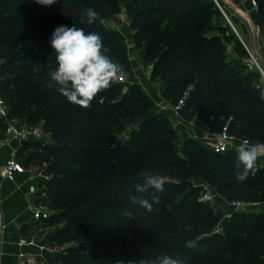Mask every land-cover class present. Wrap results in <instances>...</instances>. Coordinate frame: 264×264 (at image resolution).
Returning <instances> with one entry per match:
<instances>
[{
	"label": "trees",
	"instance_id": "1",
	"mask_svg": "<svg viewBox=\"0 0 264 264\" xmlns=\"http://www.w3.org/2000/svg\"><path fill=\"white\" fill-rule=\"evenodd\" d=\"M198 1L57 0L51 6H42L34 0H0V52L21 48L8 66L11 76L2 80L0 86L7 89L26 77L39 88L24 100L8 106V115L17 118L16 111L20 110L30 117L35 104L49 105L45 125L53 143L27 141L37 149L28 155L27 162L34 164L43 155L50 156L42 174L50 176L47 183L54 191L85 181L89 183L80 195L82 204L88 207H76L74 214L54 229L53 238L60 246L62 240L83 231L94 219L110 234L101 244L84 240L83 249L74 246L58 249L54 264H117L118 261L139 264L140 259L154 260L162 255L179 257L186 264H264V211H233L221 224L222 230H215L217 221L204 208L206 203L195 201L200 188L184 178L186 175L208 178L212 188L228 200H232L231 194L253 199L249 197L264 195V167L250 171L245 181H238L235 168L238 161L232 151L217 153L210 148L202 152L201 145L192 137L184 139L180 147L184 154L180 155L170 134L175 129L170 119L160 114L141 117L139 126L129 131L124 144L115 146L116 135L133 119L128 109L148 103L142 102L148 98L147 92L135 83L117 99L114 97L119 86L112 84L87 109L69 103L56 87L47 86L49 73L57 67L50 45L51 34L60 25H74L85 32L101 30L104 46L111 50L108 54L132 75L126 44L100 22L101 18H113L122 3L133 24H139L137 41L145 39V59L154 61L151 79L160 69L156 81L162 85L163 97L174 98L182 83H192L181 110L184 119L193 120L197 126H212L227 112L231 133L264 143V102L252 85L253 74L236 80L235 71L239 66L224 62L223 53L206 52V46H213V38L219 33L229 34L231 27L225 19L213 24L211 9L198 14L192 12V17L196 16L193 28L182 21L186 12H177L180 6L184 8ZM256 1L260 3L257 22L264 30V0ZM207 4L217 9L213 1L207 0ZM87 8L99 13V19L91 25L80 20ZM216 16H222L221 12L216 11ZM192 33L197 36L193 37ZM29 41L31 48H24ZM154 49H161L155 57L150 53ZM240 51L245 54L243 46ZM245 84L248 87L242 88ZM252 91L256 93L254 96ZM53 118L60 120L48 125L47 121ZM96 119L99 128L95 126ZM4 128V121L0 119V137L4 135ZM97 128L101 135L95 136ZM73 137L72 142L59 141ZM117 151L123 154L115 156ZM157 174L163 177V191L156 193L160 202L153 204V211L149 212L133 204L129 196L137 195L134 186L143 183L145 176ZM231 174L235 175L234 179L226 180ZM176 192L181 196L167 206ZM98 196L101 199L95 202ZM144 198L152 202L151 193ZM125 211L132 216H125ZM56 213L53 210L47 220L61 214ZM188 224L193 225L191 231L185 230ZM189 239L196 241L198 247L187 248L185 242ZM88 246L103 248L106 254H94ZM110 248L116 249L110 252Z\"/></svg>",
	"mask_w": 264,
	"mask_h": 264
},
{
	"label": "rangeland",
	"instance_id": "2",
	"mask_svg": "<svg viewBox=\"0 0 264 264\" xmlns=\"http://www.w3.org/2000/svg\"><path fill=\"white\" fill-rule=\"evenodd\" d=\"M191 2H193L194 0H189ZM196 1V0H195ZM213 1L215 7L217 8L216 10H214L212 7H209V5L207 4V0H199L198 6L194 3L193 5H189L187 7H179L177 9V12H183L182 10H184V12H186V14L183 16L182 21L184 22V24L190 26V28L195 27L196 25V16L192 17V12L193 13H200L201 11H205V10H209L211 9V14H210V18L212 20L213 24H218L220 22H222L224 20L223 18V14L220 8H222L223 10L226 11V7L223 4L222 0H211ZM120 9L119 12L115 14V16L111 19H105V18H101L100 22L101 24L108 30L111 29L110 25H109V21L115 22V28L111 29L113 31H115V33L117 34L118 37H120L124 43L126 44V52H127V64H128V68L129 70L132 72V75H129L124 69V74L125 76L128 78V81L124 82V83H118L115 82L113 83L115 86H119L118 88V93L116 94V96L114 97L115 99L118 98V96L120 95V93L125 92L128 90L129 86L132 83H135L136 87H142L141 85L137 84V82L133 81V76H134V70L138 69V67H136L137 65L139 66V72H147V68L149 66H153L154 61H147L145 59V53H146V45L144 44L145 39L142 38L140 40L137 41V25L139 24H133L132 22V18L126 13L125 7L122 3L119 4ZM194 7L197 8V10H192ZM260 3L257 1V9H256V19H255V23H257V25L259 27H261V24H258L257 22V18H259V12H260ZM191 10V11H190ZM216 11L221 12L222 16L217 17L216 16ZM236 26V24H235ZM236 28L239 31L238 25L236 26ZM263 30V29H262ZM91 32H96L98 33L102 38H103V32L101 30L95 29ZM208 34V33H207ZM233 34V39L231 37V35ZM239 34L244 38L245 36H243V34L239 31ZM193 37H196L197 35L195 33H192ZM138 43V45H137ZM242 43L239 39V37L237 36V34L230 28L229 34L226 33H219L215 38H213V46L211 48H208L207 46L206 48V52L209 54H212L213 52H219V53H223L225 54V58H224V62H228L230 64H236L237 66H239L238 69H236L235 74H236V80L241 78L244 75H249L250 73L253 74L255 80L259 78V73L258 71H250L242 62H241V57L244 55L241 53V48H242ZM24 48H31V42L29 41L26 44V47ZM21 51V48H17V49H13V50H8L6 49V51H1L0 52V59H4V62L0 64V82H2V80H4L5 78H8L9 76H11L7 70H8V66L11 64V62H14L15 60L13 59V56L18 54ZM161 52V49H154L151 50L150 53L155 57L156 55H158ZM245 53V52H244ZM12 58V59H11ZM262 65V62H261ZM262 67H264V65H262ZM160 69L158 68L155 72H154V79H151L153 82H157L158 86L160 88V90H162V85L160 82L156 81V76L159 74ZM222 75V73H221ZM151 78V77H150ZM236 80H231V82H236ZM248 84L243 85L242 88H247ZM192 88V83L189 82H184L182 83L179 88L178 91L176 92V95L174 98H171L170 96H168V99L165 100V103L167 104H173L175 103L180 97H182L184 95V93L186 91H189ZM38 86L36 83H32L28 80V78L24 77L22 78V80L14 86H11L7 89H4L0 86V95L4 98L5 103L7 104V106H10L16 102H20L22 100H24L26 97H29L31 94H33L34 92H36L38 90ZM145 90V89H143ZM146 91V90H145ZM144 93V92H143ZM142 93V96H144ZM253 96L256 94L254 91H252ZM147 97L148 98H143L142 102L147 101L148 103H145L142 105V107H131L129 108V112L132 114V118L134 119L135 116L139 115L142 118L150 115V114H160L161 116H164L165 114L159 113L157 111V106L154 103L153 99L151 98V95L149 93H147ZM149 100V101H148ZM102 101V99L100 100ZM264 107V105H262ZM142 108H144L143 112H139ZM49 109V105L45 104V105H38L35 104L34 106L31 107V113H30V117H27L26 113H22L20 110L16 111V115H17V120L20 121V123L22 124H27V125H31V126H40L43 130V134H44V139H41V142L44 143H53L51 141L50 138V133L48 130V126L45 125L46 122V114L48 112ZM166 117V115L164 116ZM132 119V121H133ZM60 120V118H53L50 119L48 122V125H53L55 123H57ZM229 120L228 118V113H224L212 126H198V128H203V129H209L210 131H219L223 125H225L227 123V121ZM131 121V122H132ZM95 122V126L99 128L100 123L99 121L96 119ZM127 123L122 132L118 133L116 135L115 138V146H117V144L119 146H122L124 144V141L127 138V135L129 134V125L130 123ZM96 129L94 132L95 136L101 135V131L99 129ZM175 130L170 133L173 137V141L175 142L176 148L178 150V153L180 155H183V151L180 149V147L183 144V141L185 138H187L186 132H182L180 130H177L176 128H174ZM195 140H197L199 142V144L202 147V152H208L207 149H210V146L205 143L203 141V139H201L200 137H196L194 138ZM74 140V137L71 139L68 138H64V139H59L60 142H72ZM25 149H22L19 153H18V157L22 158V156H24L26 154ZM27 150V149H26ZM37 149H33V152L36 151ZM30 154V153H27ZM123 154V152L121 151H117L115 152V156H121ZM48 160H50V156H48L47 154L43 155L40 159H38L34 165L37 166V173L39 175L40 178H42V181L40 182V198L38 200V205L39 208L42 210H48V211H53L55 210V212H57L56 214L61 213L58 216H55V218L49 219L48 221V226L50 227V229L54 230L58 224L60 222H63L65 219H67L68 217H70L71 215L74 214V212L77 210L76 207H79L80 209H85L88 206L82 204L81 200H80V195L81 193L84 191V189L89 185L88 181H85L81 184H77L71 188H66L63 189L62 191H54L53 187H51V185H49L47 183V180L50 178V176H45L42 175L43 169L46 167ZM25 165L27 167H30V164L27 162H24ZM235 175L231 174L229 175L226 180H232L234 179ZM184 178H187L191 181V184L195 187H199V193L195 198V201L198 202L199 200V196L201 191L203 190V186L212 188L211 186V182L208 178H198V177H194L192 175H186ZM198 184V185H197ZM200 184V185H199ZM213 189V188H212ZM214 190V189H213ZM231 190V187L228 189V191ZM172 202H167V206H170L172 204H174L173 202H176L177 199H179V197L181 196L178 192L173 193L172 195ZM224 199H228V197H223ZM229 198L231 199H240V200H257L263 203L264 205V195L259 196V197H249V198H253V199H248L246 197H239L237 195H229ZM246 198V199H245ZM101 197L98 196L96 197L94 200L95 202L100 200ZM204 208L207 210H210L212 212L213 215V219H215L217 221L216 226L214 227L215 230H222L221 228V224L226 220V218L224 217V212L226 209V202L222 199L220 202L217 203H206L203 204ZM69 210V211H65V210ZM264 211V206L261 209ZM108 238H110V234H108L106 232V230L97 222L96 219H94L88 226H86V228L79 232V233H74L72 235H70L67 240H62L61 244L59 246V244L57 243V250L58 249H62V248H66V247H80L83 249V245L81 244L82 241H86L87 243H99L101 244L102 242H104L105 240H108ZM88 250H90L91 252H93L94 254L97 255H105L106 252L103 248L100 249H93L91 248V246L87 247ZM116 248H110V252L114 251ZM244 255V254H243Z\"/></svg>",
	"mask_w": 264,
	"mask_h": 264
},
{
	"label": "clouds",
	"instance_id": "3",
	"mask_svg": "<svg viewBox=\"0 0 264 264\" xmlns=\"http://www.w3.org/2000/svg\"><path fill=\"white\" fill-rule=\"evenodd\" d=\"M42 6H51L57 0H34ZM99 19V13L93 8L84 9L81 23L91 25ZM50 45L54 49L57 67L49 73L48 87H56L71 104L81 108H89L93 100L102 92L117 82L124 75L123 66L108 53L111 51L104 46L103 38L96 32H85L76 26H57L51 34ZM237 163L236 179L245 181L249 172L256 167L257 160L264 157V143L259 141H242L235 147ZM163 177L148 175L143 183H137L135 193L129 196L133 204H138L145 210L153 211V204H159L160 197L156 194L163 191ZM154 190V191H153ZM151 193V201L144 198ZM144 194V195H139ZM125 216L132 213L125 211ZM193 225L185 226L191 231ZM187 248L195 249L198 243L194 240L185 242ZM117 264H124L118 261ZM139 264H186L179 257L162 255L154 260L140 259Z\"/></svg>",
	"mask_w": 264,
	"mask_h": 264
},
{
	"label": "crops",
	"instance_id": "4",
	"mask_svg": "<svg viewBox=\"0 0 264 264\" xmlns=\"http://www.w3.org/2000/svg\"><path fill=\"white\" fill-rule=\"evenodd\" d=\"M222 1L226 12L230 14L236 26L238 25L239 31L245 37L240 36L247 44L255 46L251 26L252 24L257 25L255 23L257 8H253L250 0ZM258 55L260 62L264 65V45L258 50ZM136 67L138 69L134 70L133 81L139 83L143 88L145 87L146 92L151 95V98L153 97V101L155 99L156 103H165L159 86L156 87L155 84H152L153 81L149 78V71L152 67L149 66L147 72L141 73L138 71L139 66ZM165 115L172 123V115L170 113ZM32 140L34 139L27 141ZM24 148L27 149H25L26 154L19 158L18 153ZM33 149L27 142L22 143L21 140L9 137L5 133L0 137V211L5 224L0 264H54V255L57 252V241L53 238L54 230L48 226L47 218L40 221L33 215L36 210L40 209L38 200L41 191L40 182L42 181L37 171L33 170L36 166L30 164V167H27L24 163L27 162L29 155L27 153H32ZM13 152H15L17 160L23 163L25 170L17 173L13 179H7L2 176V168L5 159ZM225 212H231V208L226 206ZM20 238L32 239L33 242L28 245H20ZM21 252H28V255L25 258H20Z\"/></svg>",
	"mask_w": 264,
	"mask_h": 264
},
{
	"label": "built area",
	"instance_id": "5",
	"mask_svg": "<svg viewBox=\"0 0 264 264\" xmlns=\"http://www.w3.org/2000/svg\"><path fill=\"white\" fill-rule=\"evenodd\" d=\"M253 8H257V1L250 0ZM223 14V18L229 24L231 29L237 34L239 37L244 49L245 54L241 57V62L250 70V71H258L259 78L254 80L252 85L254 89L260 94L263 102H264V68L261 65L260 58L258 55V50L262 45H264V32L263 30L255 24L251 26V34L255 41V46H250L246 43V41L240 36L233 19L230 14L220 8ZM151 73V70L149 71ZM150 75V74H149ZM150 78V76H149ZM128 81V78L125 76L120 77L117 81L118 83H124ZM157 87L158 83L152 82ZM146 90V88L144 87ZM189 95V91H186L182 97H180L175 103L167 104V103H156L154 99V103L157 106V111L162 114L170 113L172 115V125L177 130L182 132H186L187 137H200L203 139L205 143H207L210 148L217 153H223L227 151H232L236 156L237 153L235 151V147L238 146L242 141L248 140L253 142L250 138L245 136H237L229 131L228 123L222 126L219 131H210L209 129L198 128V126L193 122V120H186L181 115V110L184 106V103ZM153 98V97H152ZM0 119L4 121L5 128L4 133L13 137L17 140H41L44 139L43 130L40 126H31L27 124H22L16 118H11L8 115V106L5 103L4 98L0 95ZM129 135H127V138ZM264 167V157L257 160L256 167L251 170L252 172H256ZM25 170V166L22 162L17 160L15 152L11 153L9 157L5 159L2 168V176L7 179H13L17 173H21ZM198 185V184H197ZM200 185V184H199ZM203 190L200 193L199 201L203 203H217L222 199L226 202V206L231 208V212H224V217L227 218L231 215L233 211H243V212H255L259 211L263 208V203L257 200H240V199H224L220 196L215 190L212 188L203 186ZM34 218L37 220H45L48 218V210L38 209L34 212ZM4 220L3 214L0 211V255H1V242L2 236L4 232ZM220 231V230H218ZM33 242L32 239L27 240L26 238H20V245H28ZM28 255V252H21L19 254L20 258H25Z\"/></svg>",
	"mask_w": 264,
	"mask_h": 264
},
{
	"label": "water",
	"instance_id": "6",
	"mask_svg": "<svg viewBox=\"0 0 264 264\" xmlns=\"http://www.w3.org/2000/svg\"><path fill=\"white\" fill-rule=\"evenodd\" d=\"M109 25H110V28H111V29H114V28H115V22L109 21ZM3 62H4V59H0V64L3 63ZM141 121H142L141 116H137V117L133 120V122L130 124V126H129V130L132 131V130L136 129V128L139 126V124H140ZM21 142H22V143H26L27 140L24 139V140H21ZM37 169H38L37 166L33 168L34 171H37ZM52 213H53V211H51V210L48 211V215H50V214H52ZM63 223H64V222L60 223L59 226H62Z\"/></svg>",
	"mask_w": 264,
	"mask_h": 264
}]
</instances>
